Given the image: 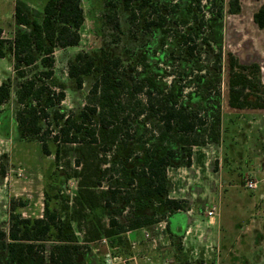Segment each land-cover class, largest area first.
Returning <instances> with one entry per match:
<instances>
[{"label":"trees","instance_id":"16d2710c","mask_svg":"<svg viewBox=\"0 0 264 264\" xmlns=\"http://www.w3.org/2000/svg\"><path fill=\"white\" fill-rule=\"evenodd\" d=\"M190 4L195 25L180 42L185 54L194 56L199 45L188 42L194 32L212 50L209 77L199 73L205 68L200 59L181 74L186 79L172 75L167 80L171 71L148 63L145 56L137 65L103 47L79 52L69 62V77L78 89L87 77L94 80L82 109L66 114L58 108L66 87L53 80L54 54L57 48L79 44L85 20L81 0H46L41 9L16 0L20 28L13 39L0 38V57L12 53L15 76L0 84V105L15 88L17 134L23 140L36 138L43 154L54 156L48 174L56 191L51 199L63 205L61 210L52 208L47 198L43 216L23 217L12 202L9 229H0V264H93L73 223L85 244L108 238L116 244L113 249L129 250L127 232L151 229L167 214L186 210L184 200L169 196L168 169L191 165L194 147L221 141L224 62L228 106L264 110L260 64L224 51L225 17L241 12V0H210L199 11ZM253 21L264 28V0ZM194 70L198 73L193 77ZM72 177L78 189L70 204L60 191ZM49 240L54 243L45 255Z\"/></svg>","mask_w":264,"mask_h":264},{"label":"rangeland","instance_id":"374dc122","mask_svg":"<svg viewBox=\"0 0 264 264\" xmlns=\"http://www.w3.org/2000/svg\"><path fill=\"white\" fill-rule=\"evenodd\" d=\"M25 1L41 9L46 0ZM209 2L81 0L85 18L81 27V40L77 46L57 48L54 54L53 80L66 87V97L58 108L66 114L78 113L86 104L94 76L87 77L83 87L78 89L68 75L69 62L79 52L92 53L101 47L121 56L128 64L138 65L140 58L145 56L148 63H157L159 69L171 71L167 80L172 75L180 78L184 71H191L195 59H200L205 67L199 73L207 75L214 58L212 50L202 46L194 32H191L189 44H197L199 47L194 56L190 57L185 54L180 39L195 25L192 14L188 13L189 4L199 11L197 8L205 10ZM258 4V0H252L251 4L245 0L240 13L226 15L224 51L233 52L242 62H258L264 76V30H260L252 20V13ZM13 8L14 0H0V23L10 24ZM184 18H189L191 22L183 23ZM12 65L13 57H0V84L14 78ZM197 73L194 70L192 76ZM182 78L186 79L184 76ZM221 89V141L218 144L194 147L191 165L168 169L169 196L184 200L186 205L189 203L195 212L202 214L203 229L210 233L209 242L190 244L186 240L188 245H185L184 236L176 234L174 252L169 245L161 249L158 258L161 264H264V110L252 113L250 109L234 110L228 106L225 62L222 66ZM18 107L14 88L11 98L0 105V229L5 231L9 229L12 202L17 205V211L23 217L43 216L47 198L52 208L58 207L61 210L63 205L62 201L51 199L56 191L51 187L54 177L48 178V174L53 170L54 156L44 155L41 143L36 138L21 139L17 135L16 124L12 128L14 135L8 137L10 118H16ZM49 146L55 148L51 140ZM222 179L227 181L224 185ZM188 181L192 184H188ZM248 181L255 182L256 188H249ZM173 186L185 190L173 192ZM77 189V179L72 177L60 193L71 204ZM212 206L217 207L216 222L213 225L207 223V210ZM179 212L167 214L166 222ZM178 217L175 215L173 219ZM72 229L79 237V244L84 249L88 247L93 264H124L121 261L133 253L131 246L129 250L123 246L113 249L112 246L116 244L108 238H104L106 241L101 239L85 244L82 241L83 232L75 223ZM165 230L171 233L168 224ZM125 237L129 240L127 233ZM136 239L137 248H152V243L141 234V229L137 230ZM46 243L45 255L54 242L49 240ZM39 253L42 254L41 251ZM125 264H129V261Z\"/></svg>","mask_w":264,"mask_h":264},{"label":"crops","instance_id":"0c3cea01","mask_svg":"<svg viewBox=\"0 0 264 264\" xmlns=\"http://www.w3.org/2000/svg\"><path fill=\"white\" fill-rule=\"evenodd\" d=\"M249 1L251 4L252 0H249ZM262 2H263V0H258L259 4L257 5V8L255 7L256 10L259 8V6L262 4ZM15 3H16V0H14V8H13L12 14L9 18L10 24L6 25L3 23H0V38L13 39L14 36L16 35V32L20 28V26L16 22L15 15H14L15 14ZM241 3H242V10H243L245 0H241ZM253 14H254V12L252 13V20H253ZM232 15H236V14H232ZM260 30H264V29H260ZM7 55H10L11 57H13L12 53L9 51L6 53L5 56H7ZM12 68H13V65H12ZM263 77L264 76L262 73V78ZM256 111L257 112H263L262 110H253L252 113H255ZM15 124H16L15 118L11 117L10 118V130L8 132V137H11V135H14V131L12 132V128ZM222 124H223V117H222ZM183 178H185V177H183ZM226 182L227 181L225 179H222L223 185ZM188 184H192V182L188 181ZM173 188L175 189L173 192L185 190V188L176 189L175 186H173ZM173 198H177V197L174 196ZM175 215H178L179 217L176 219H173V217ZM202 219H203L202 214L195 212L194 208L191 207V205L188 203V208L186 210L181 211L179 213H176L170 217L169 222L167 224H168V227H169L171 233L168 232V230L162 231L161 236L159 237L157 243H153L152 241H150L152 243V248H150V249H147L144 247L137 248V246H138L137 242H136L137 230L127 232V236H128L129 241L131 243V252H133V253L131 255H129L128 258L123 259L121 262H123L124 264L127 261H129V264H161V261L158 259L160 254H161V251H162L161 249H166L169 245V247H171V250L173 253L174 252L173 242L175 240L174 237H176L177 235L184 236L183 241H184L185 245H188L186 243V240H188L190 242V244H192V242H195V244H197V243L205 244V243L209 242L208 235L210 233H207L208 230H206V232H205V230L203 229ZM210 222H211V219L208 218L207 223L212 224V225L215 224L216 219H215L214 223H210ZM141 234H143V236H144V229H141ZM202 242H204V243H202ZM162 244L164 245L163 246L164 248H158V247L162 246Z\"/></svg>","mask_w":264,"mask_h":264},{"label":"built area","instance_id":"2783aa9c","mask_svg":"<svg viewBox=\"0 0 264 264\" xmlns=\"http://www.w3.org/2000/svg\"><path fill=\"white\" fill-rule=\"evenodd\" d=\"M247 186L251 189H255L257 185L253 181H248ZM207 215L208 218L211 219L210 223H214L217 216V207L212 206L210 209H208ZM166 224H167L166 220H162L154 224L151 229H144V237L147 240L152 241L153 243H157L159 237L161 236V232L166 229ZM103 241H106V239H104ZM165 264H170V263L166 262Z\"/></svg>","mask_w":264,"mask_h":264}]
</instances>
